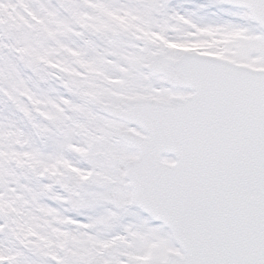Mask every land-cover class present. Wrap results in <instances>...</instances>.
<instances>
[{"label": "snow or ice", "instance_id": "1", "mask_svg": "<svg viewBox=\"0 0 264 264\" xmlns=\"http://www.w3.org/2000/svg\"><path fill=\"white\" fill-rule=\"evenodd\" d=\"M0 264H264V0H0Z\"/></svg>", "mask_w": 264, "mask_h": 264}]
</instances>
